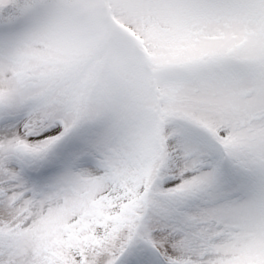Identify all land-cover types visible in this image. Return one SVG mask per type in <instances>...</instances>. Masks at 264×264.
<instances>
[{
	"label": "snow or ice",
	"instance_id": "6c2138e0",
	"mask_svg": "<svg viewBox=\"0 0 264 264\" xmlns=\"http://www.w3.org/2000/svg\"><path fill=\"white\" fill-rule=\"evenodd\" d=\"M0 264H264V0H0Z\"/></svg>",
	"mask_w": 264,
	"mask_h": 264
}]
</instances>
